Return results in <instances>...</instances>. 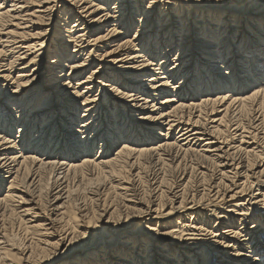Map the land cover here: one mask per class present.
I'll use <instances>...</instances> for the list:
<instances>
[{
  "label": "bare ground",
  "instance_id": "1",
  "mask_svg": "<svg viewBox=\"0 0 264 264\" xmlns=\"http://www.w3.org/2000/svg\"><path fill=\"white\" fill-rule=\"evenodd\" d=\"M245 1L0 0V264H212L229 233L224 258L264 264V0Z\"/></svg>",
  "mask_w": 264,
  "mask_h": 264
},
{
  "label": "rangeland",
  "instance_id": "2",
  "mask_svg": "<svg viewBox=\"0 0 264 264\" xmlns=\"http://www.w3.org/2000/svg\"><path fill=\"white\" fill-rule=\"evenodd\" d=\"M246 1H248V0H246ZM246 1H245V3H247ZM156 15H157V14H156ZM224 15H225V14H222L221 17H223ZM135 28H136V27H134V28L132 29V31L130 32V35H129L130 37L134 35ZM243 29H244V28H243ZM240 30H241V29H240ZM132 38H133V37H132ZM230 41H231V42H230ZM232 42H233V41L230 39V40H229V45H228L229 49H230V48L233 46V44H234V42H233V44H232ZM228 47H226V48H228ZM66 88H67V86H66ZM63 90H64V89H63ZM254 112L256 113V112H258V111H254ZM254 112H253V114H255ZM261 112H262V111H261ZM263 113H264V112H263ZM250 117H251V115H250V116L247 115V116L245 117V118H246V119H245V123H248L249 125H251V123L249 122V121H250ZM248 124H246V125H248ZM230 125H231V124H230ZM249 125H248V126H249ZM230 127H231L230 130H231V129L234 128L235 126H234V125H231ZM263 127H264L263 125L259 126L256 130H254V132L256 131L257 133H260L261 130H262V131L264 130ZM256 132H255V133H256ZM263 132H264V131H263ZM261 133H262V132H261ZM226 134H227V133H226ZM226 134H225L224 136H226ZM231 134H232V133H231ZM231 134L228 132V134H227V139H226L225 137H224V138H225L226 140H228V141H229V140H230V141L233 140V139H231V137H230ZM229 137H230V139H229ZM233 142L236 144V138H234ZM188 159H190V160H188ZM188 159H187L188 161H185L184 165H185L186 167H189L190 165L193 166L192 161L194 162V160H193V159L191 160V158H188ZM187 165H188V166H187ZM178 172H179V171H176V172H175L174 170H171V171L168 170V171H167V176H166V178H169V179H168L169 183H172L173 178L175 177L176 174H178ZM170 180H171V182H170ZM193 184H194V185H193ZM196 184H197V185L199 184V183L197 182V180H196L194 183H192V185H193L192 187L189 186V189H191L190 191H193V190L195 191L196 188H197V189H198V188H199V189L202 188L201 186L197 187ZM142 185L144 186L145 184L142 183ZM143 186H142V187H143ZM146 186H147V185H146ZM146 186H144V190L147 188ZM166 186H167V185H166ZM194 186H195L196 188H195ZM203 186L207 187V183H205ZM142 187H141V188H142ZM205 187H203V188H205ZM163 188H164V187H163ZM255 188H256V187H254V188H252V189H255ZM192 189H193V190H192ZM199 189H198V190H199ZM252 189H251V190H252ZM263 191H264V189H263ZM252 192H254V190H253ZM251 194H253V193H250V195H251ZM246 198H247V199H246ZM246 198H245L246 201L250 202V201H249V197L247 196ZM259 199H261V198H259ZM262 201H263V202H262ZM262 201H261V204L258 205V206L254 209V210H255L254 212H256V213H255L256 215L254 216L255 218H257V217H259V216L261 215V213H259L260 210H261L260 212H262V211L264 210V209H263L264 207H261V206H264V199H263ZM226 204H227V203L222 202L221 205H220V207L217 206L218 209H213V210H212L211 208L209 209V210H210V216H211L212 220L215 221V219H217V220L221 221L220 224L223 223V221H222L223 219H222L221 215H225L226 213H223L222 211L226 210V207L229 206V205H231V203L227 204V206H226ZM222 205H223V207H222ZM260 208H261V209H260ZM257 209H260V210L258 211ZM262 209H263V210H262ZM220 210H221V211H220ZM256 210H257V211H256ZM215 212H217L218 214L215 213ZM219 212H220V213H219ZM221 213H222V214H221ZM233 214H234V213H232V218H231V219H232L231 222H232L233 224L230 223L228 220H225L224 223H226L227 221H228V222L226 223L225 226H222V227H223V231H224V230H226V231H230V232H237V231H240V229H239V227H238V226H239L238 224H239V220H240V219L237 217V215H235V216L233 217ZM216 215H217V216H216ZM258 215H259V216H258ZM213 216H214V217H213ZM219 216H220V217H219ZM218 217H219V218H218ZM235 217H236L237 219H236ZM220 219H222V220H220ZM245 219H246V217H245ZM258 219H259V218H258ZM250 220H251V218H250ZM214 221L211 223V225L214 224ZM159 222H160V224H161L160 226L156 225V224H157V220L154 221V226H155L156 228H158V229H159V228H162V227L165 225L166 220H160ZM253 222H254V219H253V218H252L251 221H248V220H247V221L245 222V226H248V228H249V227L252 225ZM163 223H164V225H162ZM220 224H219V225H220ZM236 224H237V225H236ZM263 224H264V223H263ZM199 225H200V224H199ZM233 226H234V227H233ZM222 227H221L220 230H222ZM224 227H227V229H226V228L224 229ZM231 227H232V228H231ZM211 228H212V227L208 228L207 231H208L209 229H211ZM257 228H258L257 231H260L261 228H264V226H262V227H257ZM212 229H213V231H214L216 228L213 227ZM217 229H219L218 225H217ZM236 229H237V230H236ZM244 230H245V228H244L242 231H244ZM260 233H261V234H260ZM229 234L232 236L231 233H229ZM229 234H227V236H225V237L219 238V239H220V242H218V243H217V242H212V244H213L214 246H213V245H212V246H209V247L206 249V250H208V251H207V255H206L207 258H208L207 260H208V261L210 260L209 262H211L212 264H219L220 262H223V261H226V262L229 261L228 264H232V259H235V258H236V257L234 256V254H236L235 251H234V248H235V247L232 248V250L229 251V254H227L225 258H224V256H222V255H223V253H221V252H222V249H219V248L217 247V245H218V246H221V245H227V244H228V245H234V246H235L236 243H239L238 238H233V239H232V237H231ZM262 235H264V231L262 232V230H261V232H259L258 234H256V235H252V236H257V237L254 238V240H252V241L250 242V243H252V242L254 243V244H252V246H254V245L257 246V244L262 246V247L259 246V247H256V248H255V246H254V248H253V247L251 248V257H252V258H253V257H259V258H261V256H264V250H263V249H264V240H262V239H264V236L262 237ZM229 236H230V238H228ZM256 238H257V239H256ZM258 238H259V240H258ZM224 239H225V240H224ZM232 240H233V241H232ZM224 241H225V243H224ZM229 241H230V242H229ZM260 241H261V242H260ZM234 242H235V243H234ZM229 243H230V244H229ZM255 243H256V244H255ZM261 243H262V244H261ZM215 244H216V245H215ZM220 244H221V245H220ZM215 246H216V247H215ZM209 251H210L211 253H210ZM218 251H219V252H218ZM230 252H231V253H230ZM258 252H260V253H258ZM261 252H262L263 254H262ZM220 253H221V254H220ZM245 254H247V253H245ZM256 254H257V255H256ZM259 254H260V255H259ZM192 255L195 256V257H193V261H192V263L194 264V262H195V260L198 258V256H196L195 253H192ZM258 255H259V256H258ZM233 256H234V257H233ZM213 257H214V258H213ZM216 257H217V258H216ZM227 257H228V258H227ZM251 257H250V258H251ZM195 258H196V259H195ZM230 258H231V259H230ZM203 259H204V258H203ZM199 260H200L199 263H202V262H203L202 259H199ZM199 260H198V261H199ZM259 260H260V263H261V259H259ZM216 261H217V262H216ZM258 262H259V261H258ZM192 263H190V264H192Z\"/></svg>",
  "mask_w": 264,
  "mask_h": 264
},
{
  "label": "snow or ice",
  "instance_id": "3",
  "mask_svg": "<svg viewBox=\"0 0 264 264\" xmlns=\"http://www.w3.org/2000/svg\"><path fill=\"white\" fill-rule=\"evenodd\" d=\"M0 7H2V5H0Z\"/></svg>",
  "mask_w": 264,
  "mask_h": 264
}]
</instances>
